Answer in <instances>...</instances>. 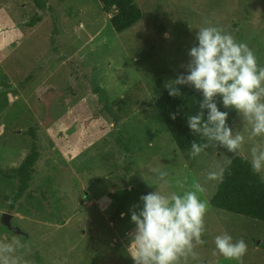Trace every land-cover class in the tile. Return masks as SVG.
Returning <instances> with one entry per match:
<instances>
[{
	"label": "rangeland",
	"instance_id": "374dc122",
	"mask_svg": "<svg viewBox=\"0 0 264 264\" xmlns=\"http://www.w3.org/2000/svg\"><path fill=\"white\" fill-rule=\"evenodd\" d=\"M134 4L141 19L119 33L99 0H0V240L21 242L10 254L20 264H134L129 210L162 186L161 170L204 188L205 243L187 264H239L213 254L225 232L246 242L243 264H264V222L212 208L220 180H207L225 157L251 161L264 137L250 138L236 114L239 152L210 147L192 158L155 107L165 82L186 74L195 33L209 22L247 43L264 66V0ZM33 149L29 188L11 208L5 198L18 181L4 174ZM9 226L25 234H8Z\"/></svg>",
	"mask_w": 264,
	"mask_h": 264
},
{
	"label": "clouds",
	"instance_id": "9594fccd",
	"mask_svg": "<svg viewBox=\"0 0 264 264\" xmlns=\"http://www.w3.org/2000/svg\"><path fill=\"white\" fill-rule=\"evenodd\" d=\"M195 41L188 53L191 59L186 74L166 81L164 88L170 96L178 97L182 92L177 85H191L203 96L196 114L187 116L192 135L203 141H191L192 158L210 147L235 155L245 137L234 131L228 123L229 112L220 110L218 104L242 117L250 138L264 137V66L258 65L247 43L237 42L232 34L210 22L196 31ZM204 109L208 110L206 116ZM177 115L170 114L173 120ZM231 163V157H225L222 166L208 173L207 180H222ZM250 165L254 174L264 173V146L251 148ZM167 177L166 171L158 170L162 186L142 195L141 204L129 210L135 228L128 233V252L134 264H187L189 257L198 259L195 249L205 243L202 236L208 203L198 195L204 188L193 181L189 189L186 177L174 181ZM163 187L174 190L166 194ZM214 244V255L243 264L247 253L244 239L233 241L225 232L215 237ZM15 246L23 245L17 239L9 243L0 240V264H20L10 255L16 251Z\"/></svg>",
	"mask_w": 264,
	"mask_h": 264
},
{
	"label": "trees",
	"instance_id": "16d2710c",
	"mask_svg": "<svg viewBox=\"0 0 264 264\" xmlns=\"http://www.w3.org/2000/svg\"><path fill=\"white\" fill-rule=\"evenodd\" d=\"M99 1L104 12L110 14L109 23L116 32L121 33L131 28L141 19V12L134 4V0ZM37 22L39 20L33 19L27 25L32 27ZM177 87L182 92L181 96L172 97L165 90L156 99L155 107L176 146L181 150H190L191 141L201 143L202 140L199 136L192 135L187 126V116L196 114L199 110V103L203 101V96L194 87L181 85ZM218 107L222 111L229 112L228 123L231 125L237 114L236 111L226 110L222 104H218ZM204 112L206 116L208 110L204 109ZM172 113H178L175 120L170 116ZM38 157V151L33 149L19 168L4 174L7 179L17 178L18 181V186L12 196L5 198L9 201L11 208L28 190L33 165ZM0 174H2L1 170ZM210 206L216 210L264 222V180L260 174L252 172L249 160L241 156L232 158L230 167L224 172L222 180L210 199Z\"/></svg>",
	"mask_w": 264,
	"mask_h": 264
},
{
	"label": "water",
	"instance_id": "95a60500",
	"mask_svg": "<svg viewBox=\"0 0 264 264\" xmlns=\"http://www.w3.org/2000/svg\"><path fill=\"white\" fill-rule=\"evenodd\" d=\"M6 232L8 234H11V235H14V234L24 235L25 234V232L23 230H20L17 227H11V226H9V227L6 228Z\"/></svg>",
	"mask_w": 264,
	"mask_h": 264
}]
</instances>
